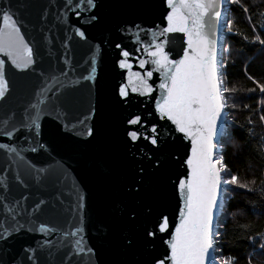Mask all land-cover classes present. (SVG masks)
Here are the masks:
<instances>
[{"label": "water", "instance_id": "1", "mask_svg": "<svg viewBox=\"0 0 264 264\" xmlns=\"http://www.w3.org/2000/svg\"><path fill=\"white\" fill-rule=\"evenodd\" d=\"M95 2V8L80 11L75 7L78 0H71L70 5L68 0H0V7L11 6L17 14L21 33L33 49L35 60L32 68L22 71L0 54V59L6 61L8 82L5 97L0 98V131L4 130L5 120L10 122L8 130H12L11 123L19 126L25 110L36 102L50 77H58L62 85L58 100L46 93L56 111L49 110L42 117L39 136L35 129L31 132L22 129L19 140L9 141L0 136V143L12 142L18 150L23 149L24 160L19 166L12 161L5 164V154L0 150V181L7 178L11 195L22 200L33 220L25 223L21 219L24 230L9 239L7 245L0 241V256L8 260L5 252L18 253L17 264H32L21 251L29 248L35 251L27 255L38 256L37 264H59L56 249L52 248L49 257L40 245L45 240L56 245L63 232L76 227L84 228L81 233L84 243L95 254L73 257V264H155L157 259L169 255L166 241L179 221L182 203L176 186L179 179L188 177L186 161L191 155V141L175 132V126L161 120L155 112L162 92L158 87L159 72L153 71V76L148 78L153 88L151 96L132 91L133 86L140 87L134 74L143 76L154 68L143 50L151 40V33L139 32L141 43H136V25L158 33L159 27L167 23L163 20L166 3L165 0ZM93 14L98 20L87 22ZM77 29L85 33L86 39L77 34ZM171 35L174 38V43L169 45L171 58L178 59L177 53L182 55L186 47L184 36L183 33ZM117 44L131 55L123 57ZM141 59L149 61L144 68L139 66ZM93 60L95 71H92ZM121 60L131 67L120 68ZM62 69L67 75L61 74ZM89 75L92 79L85 80ZM121 86L127 87V99L119 95ZM136 115L142 117L144 127L127 123ZM86 116L89 119L81 124ZM153 124L157 125L159 147L152 146L143 136L134 143L127 136L128 131L139 129L143 133ZM86 127L93 128V137H87ZM33 147L36 152L30 150ZM217 151L214 150V160ZM13 159H16L14 155ZM17 173L27 186L15 179ZM40 201L45 203L33 213ZM219 211L216 210L213 221L214 230ZM165 216L169 227L161 233L158 221ZM40 223L59 231L49 236L27 230L38 228ZM148 232L156 235L148 236ZM214 260L213 248L205 264H214Z\"/></svg>", "mask_w": 264, "mask_h": 264}, {"label": "snow or ice", "instance_id": "2", "mask_svg": "<svg viewBox=\"0 0 264 264\" xmlns=\"http://www.w3.org/2000/svg\"><path fill=\"white\" fill-rule=\"evenodd\" d=\"M68 3L70 5L71 0H68ZM165 3L167 12L163 20L167 23L164 27L158 26V33L152 29H142L136 25L138 30L136 43H141L139 32L151 33V40L146 42L143 50L150 58V63L154 68L146 71L143 76L139 73L134 74L140 87L133 86L132 91H138L142 96H151L153 88L148 83V78L153 76V71L159 72L161 82L158 87L162 92L156 101L155 112L161 120L170 121L175 126L174 131L183 134V138L189 139L192 147L191 155L186 161L189 169L188 177L179 179L176 186L182 203L179 208V221L174 231L170 233V239L166 241L169 255L164 259H157L155 264H205L209 250L214 248V243L220 235L219 224L214 230L213 221L217 209L222 213L224 212L221 191H223L226 199L229 186L246 187L245 184L239 183L236 175H231L222 165L223 157L219 151L216 152V159H213L214 150L222 149L226 138H231L228 121L224 115V110L228 106V97L224 93L235 91V89L225 87L223 83L221 69L224 64V57L220 55L218 59L217 45L221 38L217 33L221 29H226L228 32L232 31L231 19L225 15L224 21L221 22V9L224 8L225 4H238L239 0H165ZM82 5L83 7H81ZM96 6L95 0H78L75 5L80 11H90ZM243 10L245 13L248 12L247 7H244ZM16 15L11 6L0 7V20H2L0 54L8 57L16 69L27 71L35 64L34 52L21 33L20 21L16 19ZM97 20V15L93 14L88 17L87 22ZM76 31L82 39H86L84 32L79 29ZM175 33H183L186 44V47L182 49V55L177 53L178 59L171 58L173 53L172 48L169 47L174 43L171 34ZM255 39L264 45V39H260L259 36ZM116 47L121 48L123 57L128 58L131 55L120 44H117ZM139 50L137 49V51ZM223 50L227 51L226 48ZM147 63H149L148 60L141 59L139 66L144 68ZM92 64V71H95L94 60ZM119 67L122 69L130 68L131 65L126 60H121ZM61 74L67 75L63 69ZM6 76V61L0 59V98H4L8 90ZM84 79L90 80L92 77L89 75ZM61 87L58 77H50L49 83L38 93L36 102L25 110L24 115L19 120V126L16 123H11L12 130H8L10 122L5 120V127L3 131H0V136L7 137L9 141L19 140L22 129H27L29 132L35 129L36 136H39L42 117L48 114L49 110L56 111V106L49 103L46 93H51L58 100ZM258 87L260 93L264 95V85H258ZM249 91L254 92L255 89ZM119 95L124 99L128 98L126 86L120 87ZM260 105L264 106V99L260 101ZM245 107L248 106L245 105ZM56 115L59 119L60 113L57 112ZM88 119L89 117L86 116L80 123L84 124ZM259 120L264 122V115H261ZM218 122L220 123L218 124ZM127 123L144 127L142 117L139 115L130 118ZM249 123L252 122L249 121ZM64 127L67 128V125ZM86 135L87 137L94 136L92 127H86ZM127 136L133 143L143 136V139L152 146L159 147V133L156 124H153L143 133L139 129L128 131ZM27 138L24 136V139ZM0 150H3L5 154V164L12 161L13 164L19 166L24 160L21 155L23 149L18 150L12 142L0 143ZM30 150L32 152L37 151L35 147ZM13 155L16 159H13ZM222 172L224 173L223 176ZM15 179L27 186L19 173ZM222 186L224 187L222 188ZM248 190L253 191V189ZM3 193H8V195H3ZM23 199L26 200L27 198ZM79 200H83V197H79ZM43 203L45 202L40 201L32 209V212H38ZM80 206L82 205L78 204V207ZM25 214H27V208L21 199L11 195L7 178L0 181V241L5 245L15 234L24 230L25 223H33L31 214ZM21 219H24L25 223H21ZM80 223L83 224V218H81ZM168 227V218L162 217L158 221L159 232H166ZM27 230L29 232L39 231L49 236L59 231L56 227H50L45 223H40L38 228L29 227ZM84 231L83 227H76L75 230L63 232L62 236L58 237L56 245H53L50 240H45L40 247L47 251L49 257L52 256V248L54 247L59 254V264H73V257L82 256L85 253L95 254L94 249L84 243L85 237L81 235ZM147 235L155 236L156 233L148 232ZM260 246L264 249V243ZM21 251L25 252L26 260L32 261V264H37L38 256L27 255L28 252H34V249H22ZM4 255L8 256V260L0 256V264H17L18 253L5 252ZM225 264H229V262L226 261Z\"/></svg>", "mask_w": 264, "mask_h": 264}, {"label": "trees", "instance_id": "3", "mask_svg": "<svg viewBox=\"0 0 264 264\" xmlns=\"http://www.w3.org/2000/svg\"><path fill=\"white\" fill-rule=\"evenodd\" d=\"M225 9L232 31L224 30L227 51L221 70L224 86L235 91L224 93L231 138L218 150L222 165L246 187L229 186L224 198L214 264H264V122L259 120L264 95L258 87L264 85V45L255 39H264V0H239Z\"/></svg>", "mask_w": 264, "mask_h": 264}, {"label": "rangeland", "instance_id": "4", "mask_svg": "<svg viewBox=\"0 0 264 264\" xmlns=\"http://www.w3.org/2000/svg\"><path fill=\"white\" fill-rule=\"evenodd\" d=\"M226 5L227 4H225L224 5V8L222 9V16H221V22H223L224 21V19H225V15L227 16V13L225 12V7H226ZM227 18H228V16H227ZM224 30L225 29H221L220 30V33H219V36H220V42H219V45H218V59H219V57H220V55H223L224 53H225V51L223 50L224 48H226V40H225V38L226 37H224ZM222 71V70H221ZM224 194V193H223ZM223 203H224V195H223ZM219 213L221 214V211H219ZM220 216V215H219ZM219 218V217H218ZM215 247V246H214Z\"/></svg>", "mask_w": 264, "mask_h": 264}, {"label": "clouds", "instance_id": "5", "mask_svg": "<svg viewBox=\"0 0 264 264\" xmlns=\"http://www.w3.org/2000/svg\"><path fill=\"white\" fill-rule=\"evenodd\" d=\"M222 16V15H221Z\"/></svg>", "mask_w": 264, "mask_h": 264}]
</instances>
